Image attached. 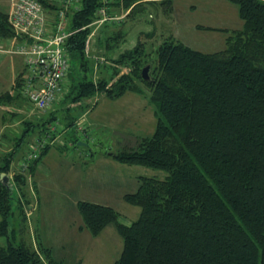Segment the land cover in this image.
I'll use <instances>...</instances> for the list:
<instances>
[{
  "label": "trees",
  "instance_id": "obj_1",
  "mask_svg": "<svg viewBox=\"0 0 264 264\" xmlns=\"http://www.w3.org/2000/svg\"><path fill=\"white\" fill-rule=\"evenodd\" d=\"M39 1L49 12L63 4ZM132 1L77 0L76 8H65L64 27L70 31L63 43L68 61L66 89L62 81L63 96L34 121L25 120L14 141L17 147L31 133L38 140L48 135L37 157L24 168L25 174L33 173L55 134L63 133L66 141L63 147L56 146L58 150L64 143L80 146L76 142L85 141L84 129L75 126L70 112L73 107L84 109L83 99L136 93L151 105L154 128L138 137L135 148L122 147L111 157L162 170L165 176H139L135 189L122 194L125 203L139 208L129 224L121 223L109 205L77 199L78 230L97 236L112 225L122 239L112 264H264V0H227L236 7L240 26L218 29L225 33L224 46L213 52H201L166 36L147 60L141 42L112 58L107 44L104 54L110 63L102 62L105 69H99L93 80V60L85 41L96 11L104 6L110 14L112 7L120 4L126 9ZM166 7L165 11L170 8ZM120 36L109 41L117 44ZM0 38H17L2 10ZM148 61L152 64L146 81L140 68ZM21 77L15 78L11 93L0 94V104L17 97L25 100L18 91ZM13 154L11 150L0 156V174L6 175ZM25 174L18 172L11 178L21 195ZM10 213V187L0 183V236H5L0 264H63L37 236L35 246L23 238L10 241Z\"/></svg>",
  "mask_w": 264,
  "mask_h": 264
},
{
  "label": "rangeland",
  "instance_id": "obj_2",
  "mask_svg": "<svg viewBox=\"0 0 264 264\" xmlns=\"http://www.w3.org/2000/svg\"><path fill=\"white\" fill-rule=\"evenodd\" d=\"M7 2L9 3L10 0ZM165 5L170 4L165 3ZM2 7L8 10V6L2 5ZM159 8L156 5L143 7L137 5L127 16L124 13L119 15V19L107 20L101 23L102 25L93 26L92 35L85 47L87 55L93 60V80L99 75L98 70L103 68L102 62L106 65L110 63L107 55L104 54L107 44L112 50L108 56L114 58L117 53L141 42L145 53L143 59L147 60L154 56L155 47L166 36L177 40L193 38L190 36V32H194L193 29L177 30L172 28V24L162 19L158 21V11L163 18L169 10L165 11L164 8H167L165 6L160 8L161 11ZM239 26L240 23L232 29ZM227 30L231 29L227 28ZM195 31L201 37L202 30ZM216 32L210 33L215 37L212 38L214 43L205 45L188 43V46L201 52L219 50L224 46L225 33ZM120 34L117 44L109 41L110 37H117ZM6 55L9 56V54ZM14 61L15 71L0 75V93L12 89L17 76L25 75L22 59L15 56ZM150 63L152 64V61ZM17 70L19 73L15 77ZM64 82H67L66 79ZM10 101H15L22 112L20 116L11 114L12 117L7 118L8 124L0 135V156L14 150L6 171L11 202L7 227L10 241L17 242L23 238V241L35 246L37 236L43 245L47 243L55 259L63 260V264H112L119 256L122 247L121 237L109 224L97 236L90 235L84 229L79 231L77 228L81 225V220L74 203L77 199H83L109 205L118 213L119 221L125 224L137 217L139 208L125 203L122 200V194L135 189L139 176L161 179L165 176V172L119 162L113 159L111 154L122 147L135 148L138 137L152 132L155 118L151 105L145 97L133 92H125L114 99H108L103 94L83 99L84 109L73 107L70 112L75 116V123L77 122L75 126L78 129H84L85 141H81L80 146L64 143V148L60 151L56 146L63 147V133L55 134L47 151L35 165L33 173L25 174V169L20 171V163L32 152L31 146H41L47 141L48 135L38 140L36 134L31 133L17 147L14 146V141L22 131L25 120L34 121L52 105L43 110H34L28 107L25 100L20 97ZM0 108L1 112L9 111L11 106L2 103ZM77 133H80L79 130ZM18 172L26 175L20 188L22 195L19 193L17 183L11 180L13 174ZM17 198L21 201L24 222L20 220ZM4 244L5 236H0V245Z\"/></svg>",
  "mask_w": 264,
  "mask_h": 264
},
{
  "label": "built area",
  "instance_id": "obj_3",
  "mask_svg": "<svg viewBox=\"0 0 264 264\" xmlns=\"http://www.w3.org/2000/svg\"><path fill=\"white\" fill-rule=\"evenodd\" d=\"M56 1L63 3L62 8L49 12L39 0H10L7 12V20L18 39H13L15 43L7 51L20 55L25 69L18 91L25 98L28 107L34 110L48 108L62 95V81L68 69L63 43L70 31L64 27V10L67 6L76 8L77 0ZM96 14L97 17L91 22L94 27L105 20L119 19V16L110 15L114 14L112 10L107 14L104 6ZM92 32L93 30L86 38L85 45ZM36 146H31L32 152L20 163V170L37 157L41 146Z\"/></svg>",
  "mask_w": 264,
  "mask_h": 264
},
{
  "label": "crops",
  "instance_id": "obj_4",
  "mask_svg": "<svg viewBox=\"0 0 264 264\" xmlns=\"http://www.w3.org/2000/svg\"><path fill=\"white\" fill-rule=\"evenodd\" d=\"M163 1L164 0H133L130 6L126 9L121 8V5L118 4V6L112 7L113 9L111 10H113L112 12L114 14H118L117 16H119L121 14L127 13L132 5H139L141 7L145 5H156L160 8L163 6L166 7L165 3H161ZM2 5L8 6V10L6 11V7L5 9H2ZM169 6V10L168 12H166L163 18L160 16V12L158 11L159 15L157 20L159 21V19H162L164 22L172 24V28H175L177 30L188 28L193 29L194 32H190V36L193 38L187 37L183 38L184 40H180L187 45L188 43L197 45L212 44L214 43V39H212L214 35L210 33L215 34L217 33L216 31L221 32L218 29H232L235 25H238L240 23L236 12V7L227 0H170ZM9 8L10 2L8 3L7 0H0V10L7 13L9 11ZM202 28H206L207 30H202L203 33H200L202 34L200 37V35L196 34L197 32L195 30H199ZM177 35L181 36V34L178 33ZM14 43L15 41L13 39H11L10 41L0 38V75H2L4 72L13 73L15 71V56H19L22 59L20 55L13 54L7 51L12 47V44ZM6 54H9V56L7 57ZM18 73L19 72L17 70L15 77L18 75ZM7 92L11 93L12 89L8 90ZM5 104L11 106V109L9 111L3 110V112H1L2 109L0 108V135L3 133L5 125L8 124L7 118H11V114H14L17 117L22 113L21 108H19V105L15 103V101H9ZM0 105H2V103Z\"/></svg>",
  "mask_w": 264,
  "mask_h": 264
},
{
  "label": "water",
  "instance_id": "obj_5",
  "mask_svg": "<svg viewBox=\"0 0 264 264\" xmlns=\"http://www.w3.org/2000/svg\"><path fill=\"white\" fill-rule=\"evenodd\" d=\"M151 63L149 62V63H146V64H144V65H142V67L140 68V77L143 79V80H149L150 79V73H149V71H150V65ZM77 143V145H81L82 144V142L81 141H77L76 142ZM9 179H8V177H7V175H5L4 173H1L0 174V183L2 184V185H4L5 187H10V185L8 184L9 183V181H8Z\"/></svg>",
  "mask_w": 264,
  "mask_h": 264
}]
</instances>
